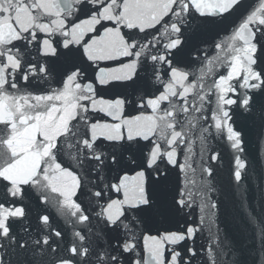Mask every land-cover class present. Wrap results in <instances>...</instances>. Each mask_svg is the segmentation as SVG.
Here are the masks:
<instances>
[{
  "label": "snow or ice",
  "instance_id": "snow-or-ice-1",
  "mask_svg": "<svg viewBox=\"0 0 264 264\" xmlns=\"http://www.w3.org/2000/svg\"><path fill=\"white\" fill-rule=\"evenodd\" d=\"M154 6L0 0V23L15 34L0 44V101L12 114L0 120V159L11 164L22 155L11 139L20 125L53 110L55 122L75 106L36 176L15 190L0 176V215L7 214L0 264H264V229L252 208V187L264 176V0H236L226 11L171 0L147 26L144 15H128ZM106 9L112 18H102ZM19 10L30 16L28 26ZM93 18L92 31L74 42L72 29ZM106 31H118L127 52L93 59L87 46ZM130 64L127 78L102 81L101 73ZM173 73L193 86L187 98L179 85L168 94ZM197 85L199 126L187 124L188 109L177 111L197 105ZM142 117L155 118V127L132 135L129 122L140 125ZM172 131L181 138L170 143ZM48 143L37 132L33 148ZM58 169L78 182L67 198L48 183ZM247 222L254 241L230 231Z\"/></svg>",
  "mask_w": 264,
  "mask_h": 264
},
{
  "label": "water",
  "instance_id": "water-1",
  "mask_svg": "<svg viewBox=\"0 0 264 264\" xmlns=\"http://www.w3.org/2000/svg\"><path fill=\"white\" fill-rule=\"evenodd\" d=\"M129 2H134L136 4H149L155 5L151 7L149 13H141L139 10H135L128 15L138 17L141 15L145 16V19L141 20L142 26H147L149 23L155 22L162 16L170 7L171 0H129ZM236 3V0H197V7L205 11H212L219 9L220 11H226L228 8H231L233 4ZM17 18L21 22V26H28L30 22V16L24 10H19L17 13ZM102 18L110 19L112 18L111 11L106 9L103 13ZM97 20L95 18L78 25L76 28L72 29L71 35L74 42L81 41L85 34L92 31L95 27ZM15 34L10 31V26L7 22L0 23V44L6 43L8 40L13 39ZM174 46V45H173ZM46 50H50L49 46L45 45ZM86 51L93 59H109L117 55H123L127 52V46L124 41L120 39L118 31H106L102 36L94 38L89 42ZM10 63L15 65V61L10 60ZM135 65L130 64L126 67L109 70L105 73H101L102 81L106 82V79H117V78H127L131 75L134 70ZM239 71V61L237 60L233 66V70L230 72L231 75L237 74ZM174 84L169 86L168 94L171 95L175 90L176 86L179 85L182 87L181 94L187 98L191 92H193V86L184 85V76L183 74L173 73ZM220 87L223 89L224 82L221 81ZM197 89V105L195 107L191 106V102L188 105L181 106L177 111L188 109L186 115L188 117V125H197L199 126L203 115L197 116V108L202 109L203 100L199 98L198 95V85ZM118 107V106H117ZM75 106L66 105L63 109V116L56 119L55 122L52 121V117L55 116V110H53L48 116L42 117L37 120L36 124L25 127L20 125L19 130L15 131L12 135V150L13 152H19L22 155L14 162H10V157L5 156V158L0 159V176H3L5 179L12 182L14 190L21 183H25L31 180L34 176L37 175V170L39 164L42 162L43 158L49 154L52 146L54 145L55 138L61 132L66 129L67 122L74 115ZM12 114L7 110V106L3 101H0V120L11 119ZM174 117H169V130L171 131V121ZM217 119L221 122L224 117L222 114H218ZM141 121L144 123L137 125L136 122H129L130 133L132 135L148 133L150 134L152 129L156 125V119L152 117H142ZM216 119L213 120V126H215ZM110 134L118 137V129L108 130ZM37 132H40L47 141L48 145L43 149V151H37L33 148L35 144V135ZM184 134L189 136L191 141L190 131L188 128L184 129ZM253 132H249L246 139L249 142V147H251L253 142ZM181 137L178 133L172 131L170 137V143L174 142ZM189 152H191V143L188 144ZM175 153L172 154L174 158ZM257 171L259 172V164H257ZM57 175L51 178H48V183L51 186L53 191L61 192L65 198L73 194L78 186V182L75 177L71 176L69 173L62 170H57ZM45 179V177H41ZM259 179V188L252 187V193L255 196V199L252 201L253 214L257 217V220L262 229H264V176H258ZM258 202V203H257ZM116 206L109 209V214H114ZM2 212V210H0ZM7 214L0 215V224L6 218ZM19 215V212L16 213ZM244 229V231H241ZM230 231L238 232L240 236L244 239L255 240L256 228L250 223L245 224H236L230 226Z\"/></svg>",
  "mask_w": 264,
  "mask_h": 264
}]
</instances>
